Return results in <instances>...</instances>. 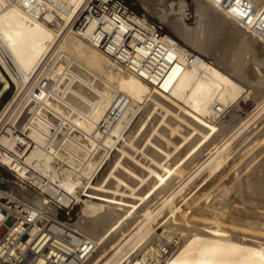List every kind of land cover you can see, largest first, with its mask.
I'll return each mask as SVG.
<instances>
[{"label":"bare ground","instance_id":"6f19581e","mask_svg":"<svg viewBox=\"0 0 264 264\" xmlns=\"http://www.w3.org/2000/svg\"><path fill=\"white\" fill-rule=\"evenodd\" d=\"M82 1L0 0L18 88L35 77L25 135L1 138L18 176L80 204L83 264H264V0H136L159 24L127 2L74 27ZM36 187L17 192L42 206Z\"/></svg>","mask_w":264,"mask_h":264},{"label":"built area","instance_id":"2783aa9c","mask_svg":"<svg viewBox=\"0 0 264 264\" xmlns=\"http://www.w3.org/2000/svg\"><path fill=\"white\" fill-rule=\"evenodd\" d=\"M18 1L35 16V0ZM85 2L82 1L77 8L79 15L74 27L83 26L86 16L91 13L98 18L108 17L118 22L115 16L126 17L130 8L125 0ZM153 24L161 31L157 23ZM100 28L102 25L98 26ZM108 39L104 38L97 46L107 51ZM9 121L7 117L0 116V264H83L91 254L93 245L85 233L65 223L72 219L73 209L55 196L42 192L30 178L19 177L11 165L12 151L1 140L2 136L9 134ZM17 130L25 135L20 128ZM27 139L32 144L33 140ZM21 147L19 144L18 149ZM14 157L17 166L25 167L27 173L35 172L22 157L16 154ZM35 187L45 197L42 206L37 205L34 198L17 192L18 189L35 193Z\"/></svg>","mask_w":264,"mask_h":264},{"label":"rangeland","instance_id":"374dc122","mask_svg":"<svg viewBox=\"0 0 264 264\" xmlns=\"http://www.w3.org/2000/svg\"><path fill=\"white\" fill-rule=\"evenodd\" d=\"M125 1L128 2L130 5H132L139 13H146L151 18L155 19V20H153L154 22H157L156 21L157 17L153 13L149 12L148 10H145L143 8V6L140 3H138L136 0H125ZM163 28L164 29H162V30H166L170 33V31L165 26ZM0 51L2 53H4L3 55L7 60V62L5 63L4 61H2L0 59V71H1L2 76L8 81V86L4 90H2L3 85H4V81L0 82V90H2L0 92V113L3 110V108L6 107V105H9V106H7L8 109L6 108L5 112L0 114V116L7 117L10 120L9 121L10 123L8 124V126H10V128H12V129H16V127L18 128V126L22 125L24 123V121H26L27 118H30L33 115L32 111H29V113H28L27 109L29 108V106H31L32 103H33L32 105H34V103H35V100L33 99V95H32V91L35 88V80H33L35 77H32L33 75L26 77L24 79L25 82L23 81L21 86H20L21 88L20 87L18 88L16 80H20L21 75L16 70L17 68H15V65L6 57L7 55L5 54V52H3V50L1 48H0ZM29 77H31V78H29ZM31 81L33 83H31ZM23 83H24V85H23ZM27 83H29V84H27ZM16 85H17V87H16ZM25 86H26V88H25ZM30 90H31V92H30ZM18 91H19V93H17ZM28 95H29V97H28ZM29 99L31 101H29ZM24 100H25V102H24ZM9 102H11V103H9ZM27 102L30 103V105ZM239 102L241 103V108H239V110L242 113L243 112L246 113L248 110H250L253 107V103H252L250 98L239 99ZM18 104H19V106H18ZM21 105H22V108H21ZM19 107H20V109H19ZM231 108L232 107H230L226 111V113L222 115V118H225L228 115V112L230 111ZM18 110L20 113L18 112ZM26 110H27V112H26ZM12 114H13V116H12ZM16 116H18V117H16ZM12 121H14V123ZM11 122H12V124H11ZM15 122H16V125H15ZM79 206H80V204L74 205V208H73L72 213H71L73 220L76 218V214L80 211ZM157 231L160 233L162 231V228L159 227ZM174 240H176V238Z\"/></svg>","mask_w":264,"mask_h":264}]
</instances>
